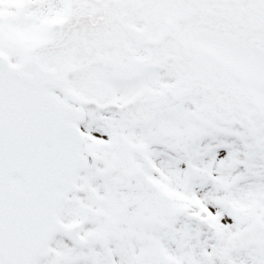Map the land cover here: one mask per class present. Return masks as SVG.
I'll use <instances>...</instances> for the list:
<instances>
[{"label": "snow or ice", "instance_id": "6c2138e0", "mask_svg": "<svg viewBox=\"0 0 264 264\" xmlns=\"http://www.w3.org/2000/svg\"><path fill=\"white\" fill-rule=\"evenodd\" d=\"M0 264H264V0H0Z\"/></svg>", "mask_w": 264, "mask_h": 264}]
</instances>
